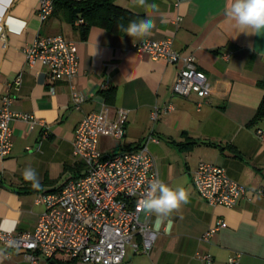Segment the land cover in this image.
<instances>
[{
    "label": "crops",
    "instance_id": "crops-1",
    "mask_svg": "<svg viewBox=\"0 0 264 264\" xmlns=\"http://www.w3.org/2000/svg\"><path fill=\"white\" fill-rule=\"evenodd\" d=\"M38 2L0 0V99L8 92L11 109L29 116L13 123L12 150L0 161V230L34 231L44 212L36 199L83 174L72 155L75 129L85 116L106 107L111 120L118 110L127 112L125 136H99V150L114 154L146 144L158 178L190 192V202L169 217L159 220L151 213V227L160 233L152 251L145 256L130 250L123 264H207L197 259L199 253L209 254L210 264H228L235 254L239 264H264V195L254 193L264 187V140L256 135L261 125L248 126L264 99V32L239 33L225 16L228 0H146L155 9L113 0L139 19L154 21L146 40L170 39L177 53L194 56L210 95L183 99L172 92L180 65L150 60L134 49L141 40L126 34L91 27L83 38L60 10L40 22ZM56 35L76 47L78 73L72 84L48 81L44 68L25 60L24 49L38 37ZM18 75L20 84L10 89ZM73 93L84 98L78 110ZM167 106L173 110L166 112ZM155 109L159 113L153 120ZM149 136L156 141L146 142ZM201 162L224 169L246 188L236 207H212L198 195L192 172ZM25 168L36 170L41 190L24 180ZM218 220L224 226L203 243L202 235ZM0 264L34 263L22 251L0 246Z\"/></svg>",
    "mask_w": 264,
    "mask_h": 264
},
{
    "label": "built area",
    "instance_id": "built-area-1",
    "mask_svg": "<svg viewBox=\"0 0 264 264\" xmlns=\"http://www.w3.org/2000/svg\"><path fill=\"white\" fill-rule=\"evenodd\" d=\"M54 10V0H39L37 12L40 22L47 20ZM83 24L80 19L75 26ZM21 29L17 32L20 33ZM150 60L180 65L172 92L187 99L192 94L204 100L210 95L205 74L197 69L192 55H181L173 49L170 39L153 42L141 40L134 45ZM27 65L39 64L48 81L72 84L78 73L75 45L62 36L38 37L24 49ZM18 75L10 89L20 84ZM83 97L72 94V104L78 110ZM12 98L5 93L0 99V161L13 147L12 125L29 116L11 109ZM202 102L197 103L200 108ZM171 112V106L166 107ZM107 108L83 118L73 133L72 155L83 165V174L66 182L59 191L42 194L36 204L44 207L32 232L0 230V246L7 251H22L31 263L48 264H123L126 248L136 255H148L160 235L151 227V213L140 206L153 178H157L155 162L146 144L136 151L105 154L98 148L99 136L121 140L125 136L127 112L118 110L114 119L106 116ZM159 110L152 115L154 120ZM256 135L264 140V131ZM149 136L146 142H155ZM192 184L198 195L212 207L233 209L245 196L246 188L229 178L224 169L201 162L192 172ZM264 195V187L254 191ZM222 220L202 235L208 243ZM197 259L210 264L209 254L199 253ZM239 254L228 259V264H239Z\"/></svg>",
    "mask_w": 264,
    "mask_h": 264
},
{
    "label": "clouds",
    "instance_id": "clouds-1",
    "mask_svg": "<svg viewBox=\"0 0 264 264\" xmlns=\"http://www.w3.org/2000/svg\"><path fill=\"white\" fill-rule=\"evenodd\" d=\"M133 3L141 7L157 8L155 4H147L146 0H133ZM225 16L234 22L239 33L260 35L264 32V0H228ZM117 27L133 40H143L152 34L155 23L146 17L130 20L127 26L121 21ZM22 175L25 181L31 182L34 189L41 190L42 186L35 169L25 168ZM189 202L190 192L183 185L171 187L157 177L151 181L140 200V206L154 214L157 219L163 220Z\"/></svg>",
    "mask_w": 264,
    "mask_h": 264
},
{
    "label": "trees",
    "instance_id": "trees-1",
    "mask_svg": "<svg viewBox=\"0 0 264 264\" xmlns=\"http://www.w3.org/2000/svg\"><path fill=\"white\" fill-rule=\"evenodd\" d=\"M57 10L63 13L66 21L71 25H75L76 21L80 19L83 21V24L78 26L83 38L91 27H99L112 35L123 36L125 33L119 31L117 25L123 21L125 26H127L128 21L139 19V16L133 12L117 7L113 0H54L53 13ZM259 125L264 130V99H262L257 109L256 116L248 126L257 129ZM191 144L196 145L197 142H192ZM205 144L221 149L220 146L213 143ZM139 148L140 146L137 149ZM55 264L62 263L56 261Z\"/></svg>",
    "mask_w": 264,
    "mask_h": 264
},
{
    "label": "rangeland",
    "instance_id": "rangeland-1",
    "mask_svg": "<svg viewBox=\"0 0 264 264\" xmlns=\"http://www.w3.org/2000/svg\"><path fill=\"white\" fill-rule=\"evenodd\" d=\"M126 254H127V256L130 255V248L129 247L126 248Z\"/></svg>",
    "mask_w": 264,
    "mask_h": 264
},
{
    "label": "water",
    "instance_id": "water-1",
    "mask_svg": "<svg viewBox=\"0 0 264 264\" xmlns=\"http://www.w3.org/2000/svg\"><path fill=\"white\" fill-rule=\"evenodd\" d=\"M224 155H229V156H232L231 154H229V153H224ZM233 157V156H232ZM50 264H54V262H50Z\"/></svg>",
    "mask_w": 264,
    "mask_h": 264
}]
</instances>
